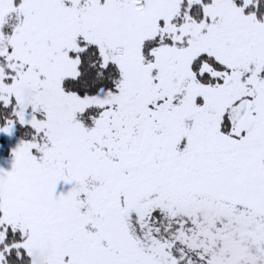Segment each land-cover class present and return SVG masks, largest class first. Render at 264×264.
Here are the masks:
<instances>
[{
    "label": "snow or ice",
    "instance_id": "obj_1",
    "mask_svg": "<svg viewBox=\"0 0 264 264\" xmlns=\"http://www.w3.org/2000/svg\"><path fill=\"white\" fill-rule=\"evenodd\" d=\"M0 264H264V0H0Z\"/></svg>",
    "mask_w": 264,
    "mask_h": 264
}]
</instances>
